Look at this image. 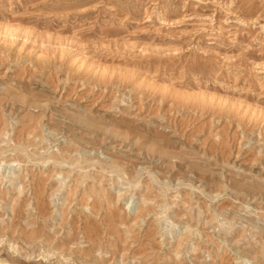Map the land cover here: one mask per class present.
Wrapping results in <instances>:
<instances>
[{"label": "rangeland", "instance_id": "obj_1", "mask_svg": "<svg viewBox=\"0 0 264 264\" xmlns=\"http://www.w3.org/2000/svg\"><path fill=\"white\" fill-rule=\"evenodd\" d=\"M0 262L264 264V0H0Z\"/></svg>", "mask_w": 264, "mask_h": 264}, {"label": "bare ground", "instance_id": "obj_2", "mask_svg": "<svg viewBox=\"0 0 264 264\" xmlns=\"http://www.w3.org/2000/svg\"><path fill=\"white\" fill-rule=\"evenodd\" d=\"M55 157V156H54ZM50 160H52L53 158H49ZM0 264H10V263H6V262H0ZM14 264V263H12Z\"/></svg>", "mask_w": 264, "mask_h": 264}]
</instances>
